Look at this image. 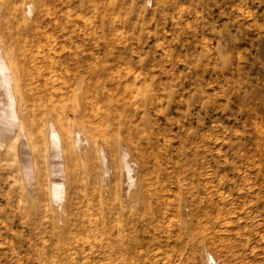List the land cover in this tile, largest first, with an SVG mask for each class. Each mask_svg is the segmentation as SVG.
Returning <instances> with one entry per match:
<instances>
[{
	"label": "rangeland",
	"instance_id": "obj_1",
	"mask_svg": "<svg viewBox=\"0 0 264 264\" xmlns=\"http://www.w3.org/2000/svg\"><path fill=\"white\" fill-rule=\"evenodd\" d=\"M0 264H264V0H0Z\"/></svg>",
	"mask_w": 264,
	"mask_h": 264
},
{
	"label": "bare ground",
	"instance_id": "obj_2",
	"mask_svg": "<svg viewBox=\"0 0 264 264\" xmlns=\"http://www.w3.org/2000/svg\"><path fill=\"white\" fill-rule=\"evenodd\" d=\"M55 104H56V102H55ZM77 110V109H76ZM99 145V144H98ZM53 153V152H52ZM53 157V156H52Z\"/></svg>",
	"mask_w": 264,
	"mask_h": 264
}]
</instances>
